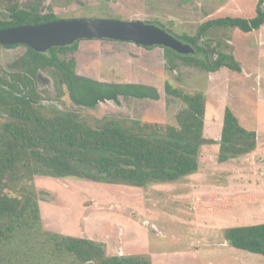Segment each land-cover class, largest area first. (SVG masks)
<instances>
[{"label": "rangeland", "instance_id": "obj_1", "mask_svg": "<svg viewBox=\"0 0 264 264\" xmlns=\"http://www.w3.org/2000/svg\"><path fill=\"white\" fill-rule=\"evenodd\" d=\"M258 2L43 0L42 11H52L59 19L147 21L165 27L177 38L195 36L212 19L251 18ZM0 3L1 18L8 15L7 0ZM198 43H206L205 48L210 49L209 62L215 59V52L232 55L241 71L222 66L211 72L177 58L176 68L170 70L162 47L81 40L76 52L60 55L61 59L75 58L77 74L105 83L155 87L160 94L158 101L121 99L120 105L106 102L94 109L78 108L65 86L49 72H41L38 91L44 104L77 109L92 126L104 120H119L125 126L131 125L130 120L175 125L176 115L185 105L166 92V82L184 93H203L207 107V142L201 146L200 170L175 183L134 188L81 178L35 177V189L43 192L39 200L43 231L87 238L102 244L108 256H142L152 264H264V257L233 248L223 237L226 228L264 223V24L249 33L214 27ZM25 52L24 46H0V74L9 72V65ZM227 107L245 129L256 132L257 148L220 163L219 141ZM5 119L0 113V126ZM51 251L48 244L36 248L31 244L18 262L78 264L69 257L57 258Z\"/></svg>", "mask_w": 264, "mask_h": 264}, {"label": "trees", "instance_id": "obj_2", "mask_svg": "<svg viewBox=\"0 0 264 264\" xmlns=\"http://www.w3.org/2000/svg\"><path fill=\"white\" fill-rule=\"evenodd\" d=\"M11 1L7 0L4 7L8 15L0 18V30L58 19L53 12L41 13L35 4L22 7ZM263 4L264 0H259L251 18L220 17L203 23L195 36H178L195 52L181 55L162 47L167 67L174 70L177 58L211 72L222 66L240 72L232 55L215 52V59L209 62L210 49L205 48L206 43L201 46L198 42L214 27L243 33L259 30L264 24ZM160 28L173 35L165 27ZM78 43L45 53L25 47V54L9 65L10 71L0 74V113L6 117L0 126V264H26L18 260L31 244L34 248L48 244L57 258L69 257L78 264H152L142 256H108L102 244L87 238L43 231L39 206L43 192L35 189L34 178H81L105 185L145 188L175 183L200 170L201 146L207 142L203 93H184L166 82V92L185 105L176 115V124L166 126L136 120H130V126L119 120H104L92 126L77 109L62 110L44 104L38 91L44 71L67 88L78 108L94 109L106 102L120 105L121 99H160L155 87L105 83L77 74L76 60L61 59L60 55L75 52ZM152 48L155 47L147 49ZM199 54L203 59L198 58ZM219 142L217 160L225 163L253 153L257 135L245 129L227 107ZM223 237L233 248L264 257V223L226 228Z\"/></svg>", "mask_w": 264, "mask_h": 264}, {"label": "water", "instance_id": "obj_3", "mask_svg": "<svg viewBox=\"0 0 264 264\" xmlns=\"http://www.w3.org/2000/svg\"><path fill=\"white\" fill-rule=\"evenodd\" d=\"M83 39H107L133 43L145 48L163 47L181 55L195 52L190 44L178 40L160 27L143 21L70 19L0 30V45H23L38 53H45L54 47L70 46Z\"/></svg>", "mask_w": 264, "mask_h": 264}, {"label": "flooded vegetation", "instance_id": "obj_4", "mask_svg": "<svg viewBox=\"0 0 264 264\" xmlns=\"http://www.w3.org/2000/svg\"><path fill=\"white\" fill-rule=\"evenodd\" d=\"M42 3H43V0H26V2L24 3V6H22V5H20V6H22V7H25L26 5H32V4H35L36 6H37V8H38V10L41 12V13H48V12H43L42 11ZM49 12H52V11H49ZM57 17V16H56ZM57 20H70V19H59V17H58V19ZM57 20H54V21H57ZM51 22H53V21H51ZM46 23H49V22H46ZM42 24H45V23H42ZM26 25H29V24H26ZM39 25H41V24H39ZM22 26V25H21ZM18 27V26H17ZM10 28H12V27H10ZM83 40H85V41H90V40H86V39H83ZM94 41L95 40H99V41H111V40H107V39H93ZM77 42H81V40H79V41H77ZM114 42H116V41H114ZM76 43V42H75ZM74 43V44H75ZM79 43H78V46H79ZM120 43H122V42H120ZM133 44V43H132ZM135 45V44H134ZM3 46V45H2ZM18 46H23V45H18ZM70 46H72V45H70ZM137 46V45H136ZM5 47H7V46H5ZM24 47H27V46H24ZM67 47V46H66ZM139 47H141V46H139ZM78 48V47H77ZM145 48V47H144ZM147 49V48H146ZM76 52V51H75ZM75 59V58H74ZM82 76V75H81Z\"/></svg>", "mask_w": 264, "mask_h": 264}, {"label": "crops", "instance_id": "obj_5", "mask_svg": "<svg viewBox=\"0 0 264 264\" xmlns=\"http://www.w3.org/2000/svg\"><path fill=\"white\" fill-rule=\"evenodd\" d=\"M206 118H207V111H206ZM205 123H206V119H205ZM117 250V249H116ZM116 256H122V253L116 255Z\"/></svg>", "mask_w": 264, "mask_h": 264}]
</instances>
